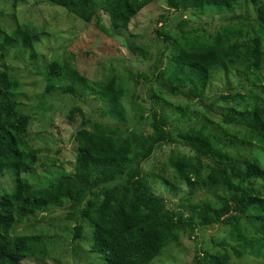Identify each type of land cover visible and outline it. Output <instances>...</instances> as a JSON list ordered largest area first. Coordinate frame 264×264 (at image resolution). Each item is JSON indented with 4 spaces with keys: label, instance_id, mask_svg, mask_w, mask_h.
<instances>
[{
    "label": "trees",
    "instance_id": "trees-1",
    "mask_svg": "<svg viewBox=\"0 0 264 264\" xmlns=\"http://www.w3.org/2000/svg\"><path fill=\"white\" fill-rule=\"evenodd\" d=\"M18 2L0 0V5L16 8ZM152 2L42 0L86 24L104 10L113 32L126 31ZM165 5L182 17L173 33L167 26L156 30L169 48L167 70L158 73L157 81L170 95L188 100L175 109L177 125L161 103L164 92L152 90L151 133L135 132L146 117L138 118L135 111L137 121L126 124L128 88L123 79L113 74L90 81L78 72L74 55L56 57L46 72L40 71L47 94L59 87L75 102L70 122L84 113L78 103L89 98L100 103V119L89 120L72 136L77 153L69 172L53 173L57 162L48 165L29 144L32 116L20 111V82L2 64L0 175L11 176L14 186L0 190V264L58 261L57 251L65 249L76 264H155L173 255L171 249L182 238L195 240L215 227L223 238L217 243L211 237L216 247L197 250L192 264H233L243 258L264 263V0H165ZM217 15L225 24L214 33L192 28L201 16ZM47 34L32 23L10 33L0 28V59L14 49L34 50ZM217 73H235L252 87L207 105L204 95ZM195 100L204 113L192 110ZM215 106H220L221 123L209 118ZM44 109L51 110L49 105ZM196 115L201 121L196 122ZM192 120V125H181ZM163 147L174 149L162 169L145 174L144 164ZM38 171L45 179L36 184ZM155 183L177 200L157 194ZM58 212L64 217L53 223ZM31 219L37 220L31 232L19 233ZM42 221L45 228L36 229Z\"/></svg>",
    "mask_w": 264,
    "mask_h": 264
},
{
    "label": "rangeland",
    "instance_id": "rangeland-1",
    "mask_svg": "<svg viewBox=\"0 0 264 264\" xmlns=\"http://www.w3.org/2000/svg\"><path fill=\"white\" fill-rule=\"evenodd\" d=\"M152 4L138 14L130 23L126 31H115L112 29L110 15L101 10L91 24H86L66 10L52 8L42 3V0H19L16 8L12 4L0 5V28L10 33L16 30L18 25L30 24L37 28H44L48 33L43 40L38 43L34 50L27 53L20 50H11L5 60L0 59V69L4 70L2 64L10 68L20 82V93L18 97L20 111L25 114H31L32 121L29 132V144L33 148L41 151L40 158L48 159V165L57 162L54 172H69L74 167L77 153V143L72 138L77 130L87 125L89 120H99L101 112L98 110L100 103L92 101L89 98L86 104L78 103L83 108V115L77 117L75 122H70L68 113L75 104L69 96L62 95L58 90L47 94V81L41 74L49 68V63L56 57L67 58L65 54L74 55L78 72L84 75L88 80L100 82L107 79L113 74H118L128 88V93L124 99V106L127 111L126 124L130 125L136 122L135 111L146 119L135 127V132L149 135L150 106L155 101L152 90L164 92L161 103L165 104V110L171 117L172 124L177 125L174 120L178 115L176 107L184 108L188 100L185 97H175L170 95L163 88L160 81H157L158 73L161 70H167L169 48L158 38L156 30L167 26L172 33L182 17L173 11H169L165 5V0H152ZM41 2V3H40ZM240 15V12L237 13ZM189 14L183 15L187 19ZM196 24L192 25L193 29L201 27L209 32L214 33L218 27L224 25L221 16L209 17L201 16L196 19ZM34 54L35 57H31ZM2 53L0 52V57ZM43 71V72H40ZM243 78L235 73L225 76L217 73L212 85L204 95L207 105L212 100L221 95L230 93L244 94L250 84H245ZM152 94V93H151ZM198 101V100H197ZM196 100L190 104L193 111L204 113L205 109L198 104ZM49 105L51 110L44 109ZM77 105V103H76ZM135 105V107H134ZM220 106H215L216 113L211 114V119L221 123ZM197 116L196 122L201 121ZM194 124L184 122L182 126ZM170 147H163L158 150L151 160L144 164L145 174L154 175L162 169L163 162L169 157ZM64 167V168H63ZM52 172V170H45ZM47 174V173H46ZM54 175V174H53ZM45 179L41 172L34 174V183ZM13 179L9 175H0V190H6L13 187ZM157 194L176 201L177 198L172 196L169 191L160 189L155 183ZM200 200L201 197H196ZM172 207V206H171ZM53 223L64 217L62 212L53 215ZM42 220L40 216L36 218ZM31 219L30 223L21 227L19 233L31 232V224L37 220ZM47 221V219H46ZM46 221L40 222V226L45 228ZM52 221V220H51ZM50 221V222H51ZM63 226V225H62ZM88 230V234H91ZM217 243L221 241L224 235L218 232V228L208 229L198 234L195 240L182 238L180 246L171 249V254L155 261V264H192L197 250L211 251L213 245L211 237ZM87 244L82 249H87ZM218 250V249H217ZM214 251L216 249L214 248ZM213 251V252H214ZM60 259H50L45 262L27 261L23 264H76L73 261L70 250H58ZM85 253L81 255L84 257ZM169 256V257H167ZM90 264V262H89ZM233 264H264L252 258H243L242 260H233Z\"/></svg>",
    "mask_w": 264,
    "mask_h": 264
}]
</instances>
